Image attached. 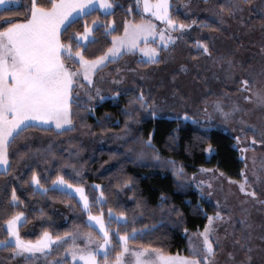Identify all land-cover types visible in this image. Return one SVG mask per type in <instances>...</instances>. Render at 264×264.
I'll use <instances>...</instances> for the list:
<instances>
[{
    "label": "snow or ice",
    "instance_id": "obj_1",
    "mask_svg": "<svg viewBox=\"0 0 264 264\" xmlns=\"http://www.w3.org/2000/svg\"><path fill=\"white\" fill-rule=\"evenodd\" d=\"M135 2L138 7H142L143 12L149 13L151 17L163 22L164 28L158 30L155 23L142 18L139 23L125 21L123 34L115 35L116 29L112 27L111 23L96 17L92 19L91 24L85 21L82 31L67 36L68 29L77 20L91 16L100 9L103 10L105 16H110L118 5L114 3V0H47L46 4L41 3L40 0H29L24 19L21 21L12 18L17 15L9 8L14 0H0V8H2V12H0V174H11L15 170L14 162L24 160L33 151H40V149L33 150L28 143L16 147L18 141L27 139L24 134L30 129L35 128L43 132L54 129L58 130V135L75 130L72 104L79 100L80 94L77 90L84 89L89 100L97 97L103 100L105 97L100 95L101 89L95 86L94 77L102 74L108 65L115 64L124 55L137 51L143 54L140 63L145 66L159 64L163 62L160 52L167 51L169 45L174 46L175 42L182 38L174 36L172 33H183L184 30L190 29L197 23L196 20L185 23L173 18L169 11V0H135ZM251 2L252 0H218L212 9L215 22L224 25L228 19H239L243 23L242 14L245 12V5H250ZM128 11L131 12V8ZM261 16L264 18V8L261 9ZM200 27L212 28V25L201 22ZM101 29L105 36L111 37L110 46L101 54L89 58L86 55L87 46L97 42L95 33ZM62 35L65 38L62 39ZM211 39L213 38H207V40ZM207 40L197 39L194 44L199 50V54L212 57ZM157 41H159V47H152L151 44H155ZM213 59L219 62L223 58ZM226 63L225 80L233 81L237 85L233 92L240 93V99L264 112V67L253 75L247 74L243 65L231 58ZM123 71L121 68L114 69L115 75L111 77V83L121 84L124 79ZM126 71L134 72L135 70L127 69ZM99 78L104 79L103 75H100ZM143 78L141 76V79ZM122 91L131 90L124 89ZM93 92L95 96L92 95ZM113 95L118 96L120 92H114ZM173 95H176L175 89H173ZM224 98H230L228 91L222 92L221 97L212 102L213 110L219 113L225 122L236 120L240 125L238 131L241 135H235L233 138L236 141L235 147L241 153V159L246 160L247 157L244 153L250 149L255 151L256 145L264 147V117L258 124L249 123L245 116L250 109L236 101L226 104ZM204 103L206 104L207 101L205 100ZM139 109H151L150 115L153 117L159 111L155 100L146 97L142 89L128 101V110L125 115L129 121L139 122L136 120ZM202 111L210 116L206 107ZM179 118L192 119L188 112H184L183 116ZM193 122L196 121L193 120ZM125 129L127 130L125 135H127L131 131L127 122ZM232 131H237V129L233 128ZM152 135L149 133L146 140L135 137L132 143L142 142L144 147L151 151L152 159L159 161L160 156L153 143ZM171 138L174 141L175 136L173 135ZM242 141L244 142L243 146L241 145ZM50 149L51 145H49ZM129 151L131 152L132 149L129 148ZM207 151H212L211 145L208 146ZM144 155L145 153L141 151L137 154V158L142 159ZM168 163L172 165L175 175L178 177L184 175L183 166H179L171 160ZM245 166L247 167V165ZM200 171L210 172L212 170L201 168ZM219 175L223 176L224 173L221 172ZM241 175L244 176L243 171ZM14 178L18 179V177ZM227 179L230 184H238L239 192L243 193L245 197L256 200L257 192L249 185L247 176H244L242 181ZM30 182L43 193H47L48 189L41 184L35 171L31 174ZM23 183H29V181L25 180ZM132 183L131 178H126L118 186L127 187ZM52 185L53 191H61L68 196L72 195L69 190L74 188L75 193L79 194L82 210L87 216L86 227L91 229L98 226L100 238L95 239L90 231L81 232L77 227L71 232L66 231L56 235L45 230L35 240L24 239L20 234V227L27 220L24 212L17 211L5 221L6 238L0 240V246L6 251H10L13 259L23 257L28 262L42 257L47 261L49 256L63 249L65 259L53 260L49 264H67L68 256L73 262L79 260L83 264H219L217 252L223 251V247L221 237L217 234V228L219 222H226V217L219 210V201L216 202L215 213L206 215L207 223L202 231L188 234L189 230L184 228V232L188 234L190 254H169L160 248L143 246L131 248L129 242L144 235L143 230L131 227L130 231L125 230L123 233L119 228L112 232L105 223L103 209L98 210V214H93L88 196L85 195L82 186L70 184L62 175H57L56 179L52 181ZM204 185H207L209 189L213 187L205 180L196 182V187L201 193L204 191ZM100 187L98 184L94 185L97 190ZM211 194V192L208 193L209 196ZM104 195V192L100 191V195L95 198L94 203H106V200L103 199ZM257 202L264 204V200ZM9 203L14 207H18L19 203H22L15 187L12 188ZM164 205L165 197L162 193L161 211L164 210ZM136 206L140 207L139 201ZM107 211L109 224L116 223L125 226L129 224L126 212L115 213L112 208ZM168 211L169 213L174 212L177 216L181 215L178 208H170ZM244 211L247 212V210ZM41 214L43 215L42 211ZM246 220L245 216L241 223L250 228L251 225L246 223ZM132 223H135V218ZM228 235V232L225 231L224 239H227ZM80 238H83L87 245L95 244V247H80L76 243ZM250 238V233L243 238L234 236L232 243L238 245L240 249L246 250L245 256L244 259L237 260L235 254L229 251L225 264H252V257L248 255L252 251L248 246Z\"/></svg>",
    "mask_w": 264,
    "mask_h": 264
},
{
    "label": "trees",
    "instance_id": "obj_2",
    "mask_svg": "<svg viewBox=\"0 0 264 264\" xmlns=\"http://www.w3.org/2000/svg\"><path fill=\"white\" fill-rule=\"evenodd\" d=\"M187 1L189 0H171L170 13L178 21L185 23L197 21L180 36L184 44L194 46L190 56L195 60H202L203 55L199 54L194 41L207 40L213 33H225L214 20L184 15L179 7ZM254 1L246 5L251 6ZM40 2L46 4L47 0ZM217 2L218 0L215 1ZM114 3L118 7L113 9L112 15L105 16L98 10L91 16L74 22L66 35L71 36L77 31H82L85 21L91 24L92 19L96 17L113 24V28L116 29L115 35L123 34L125 21L141 22L143 16L135 0H114ZM28 5L29 0H22L19 5L9 7L12 12L17 13L12 18L22 21ZM129 8L131 12L128 11ZM201 22L211 24L212 28L200 27ZM95 36L97 42L88 45L86 49L89 58L101 54L110 46L111 37L105 36L103 29L96 32ZM63 38L65 37L62 35ZM209 41L207 40L210 44ZM172 50L175 51V48ZM162 52L164 62L166 51ZM127 55L129 54L124 55L115 64L108 65L104 70L111 68L112 65H120ZM133 56L137 68L148 69L152 66L140 63L141 60L136 53H133ZM163 62L155 65H161ZM117 92H120V95L114 98L95 101L87 97L74 102L72 104L74 131L58 135V130L43 132L33 128L24 134L27 139L18 141L16 147L28 143L33 150L40 151H33L24 160L14 162L15 170L11 174H0V240L6 238L5 221L17 211L24 212L27 220L20 227V234L24 239L35 240L45 230L56 235L71 232L77 227L81 232L96 233L94 228L86 227V213L75 196L52 190V181L57 175H62L70 184L84 188L93 214H98V210L103 209L105 223L112 232L119 228L123 233L125 230L130 231L131 227L143 230L144 235L130 241L131 245L160 248L169 254H190L184 228H187L189 233H197L207 223L206 215H213L216 211L215 206L200 195L195 187L194 178L200 173L201 168H215L228 177L240 179L244 162L235 147V139L230 134L213 128L211 124L153 117L150 115V109L138 110L136 115L138 123L129 121L125 115L128 101L138 90ZM126 122L131 129L127 135ZM149 133L153 134L152 139L160 156L159 161L152 159L151 151L145 148L142 142L132 143L135 137L146 140ZM173 135L174 141L171 138ZM209 145L213 151L211 156L207 157ZM129 148L132 149L131 152ZM141 151L145 155L138 159L137 154ZM170 160L183 166L182 177L174 174L172 165L168 163ZM33 171L39 176L44 188L48 189L47 193H43L30 182ZM126 178H131L133 183L127 187H119L118 185ZM25 180L29 183H23ZM97 184L101 186L99 190L94 188ZM13 187L22 201L18 207L9 203ZM100 191L104 192L103 199L106 203H94ZM162 193L165 197L163 211L160 208ZM137 201L140 202L139 208L136 206ZM109 208L115 213L126 212L129 224L127 226L109 224L107 211ZM170 208H178L181 215L169 213ZM62 252L63 249H60L49 257L55 258ZM31 262H26L23 257L13 259L11 252L0 246V264ZM67 264L80 263L67 260Z\"/></svg>",
    "mask_w": 264,
    "mask_h": 264
},
{
    "label": "rangeland",
    "instance_id": "obj_3",
    "mask_svg": "<svg viewBox=\"0 0 264 264\" xmlns=\"http://www.w3.org/2000/svg\"><path fill=\"white\" fill-rule=\"evenodd\" d=\"M216 0H189L183 3L179 10L184 15L189 17L204 18L214 20L212 9ZM22 0H14V3L9 7L17 6ZM171 7V0H169ZM264 8V0H255L253 5H245V12L242 14L243 23L239 19H228L227 23L220 25L222 33H213L210 35V50L212 57L203 55L202 60H195L190 56V51L193 49L191 44H184L183 38L178 39L175 45H169V49L164 53L165 59L163 64L156 66L152 64L148 69H140L136 67V61L133 53H129L120 65H112L111 68L104 70L102 74L94 77L95 86L101 89L100 95L105 98H114V92L122 91L124 89L144 91L146 97H151L159 109L155 117H166L171 119H182L184 112H188L192 119L184 120L197 123L211 124L213 128L219 129L230 134L232 137L241 135L238 131L240 125L236 120L225 122L219 113L214 112L212 102L221 97V93L228 91L230 98H224L226 104H231L236 101L250 111L245 116L249 123H259L261 118L264 117V112L260 108L252 104H247L240 99L241 94L233 92L237 85L233 81H226L227 60L229 58L239 62L246 69L247 74H256L264 67V18L261 16V9ZM103 13V10L100 9ZM143 19L151 20L157 25V29L164 28L161 21L151 17L149 13L143 12L140 7ZM170 11V9H169ZM171 14V13H170ZM261 21L259 22L258 20ZM132 21V20H128ZM133 22V21H132ZM259 22V23H258ZM112 27L113 24H111ZM173 32L172 35L181 37L180 34ZM152 47H159V41L151 44ZM175 48V51L172 48ZM141 60L142 53L139 51L134 52ZM162 51L160 56L162 57ZM213 58H223L219 62ZM146 59V58H145ZM197 59V58H196ZM121 68L124 70V76L121 84L111 83V77L115 75L114 69ZM127 69H134L135 71H126ZM239 75V73H237ZM103 75L104 79L99 77ZM141 76L144 78L141 79ZM175 78V79H173ZM87 87V86H86ZM173 89L176 90V95H173ZM79 98H87L84 89H78ZM95 96V93H92ZM183 97V99H181ZM104 98V99H105ZM75 99V95H74ZM95 101L99 98H94ZM207 101L205 104L204 101ZM208 109L210 116H207L202 109ZM151 110V109H150ZM238 116L240 114H237ZM235 128L237 131H232ZM236 145V141H235ZM244 145V142H241ZM237 148V147H236ZM238 150V148H237ZM213 151V150H212ZM212 151H207V157H210ZM239 151V150H238ZM240 153V152H239ZM247 159H242L244 162L243 173L248 177V183L253 190L257 192L256 200L245 197L243 193L239 192L238 184L229 183L226 176L219 175L221 173L215 168L210 172H201L195 176L194 184L199 180H205L211 183L213 187L209 189L204 185V191H199L200 195L212 203L217 210V201L220 202L219 210L222 215L226 217V222H219L217 234L221 237L223 251L217 252V260L219 264H225L228 259L227 252L231 251L235 254L237 260L244 259L245 251L240 249L238 245L232 243L233 238H243L249 233L251 238L248 240V246L252 251L248 253L252 257V264H264V204L257 201L264 200V147L260 145L255 146V151L251 149L244 153ZM241 156V153H240ZM247 165V167L245 166ZM215 176V178H213ZM244 176L241 175L240 179L231 178L233 181H242ZM72 195L75 196L82 206V201L78 193H75L74 188L70 189ZM85 192V190H84ZM212 194L209 196L208 193ZM86 195V194H85ZM244 210H247L245 212ZM247 217L246 223L251 227L247 228L241 223L244 217ZM230 217V219H228ZM96 231L93 234L95 239L100 238L98 226L93 227ZM203 230V229H202ZM200 230V231H202ZM225 231L228 232L227 239H224ZM192 234V233H188ZM186 234V238L187 235ZM234 234V236H233ZM188 242V240H187ZM243 242V240H242ZM76 243L80 247H95V244L87 245L83 238L77 239ZM133 249L138 248L129 243ZM189 250V247H188ZM190 253V250H189ZM38 256L40 254H37ZM184 255V254H180ZM65 259L64 251L57 255V257H49L47 261L42 258L36 259L31 264H49L53 260ZM67 260H71L68 256ZM72 261V260H71ZM73 262V261H72ZM73 263L83 264L82 261H75Z\"/></svg>",
    "mask_w": 264,
    "mask_h": 264
}]
</instances>
